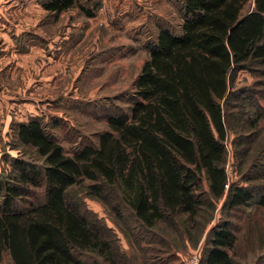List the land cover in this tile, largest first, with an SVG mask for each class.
I'll list each match as a JSON object with an SVG mask.
<instances>
[{
  "label": "trees",
  "instance_id": "1",
  "mask_svg": "<svg viewBox=\"0 0 264 264\" xmlns=\"http://www.w3.org/2000/svg\"><path fill=\"white\" fill-rule=\"evenodd\" d=\"M40 3L55 16L79 6L92 17L98 7ZM183 11L179 32L162 27L148 44L130 110L109 116L110 129L96 143L67 154L40 119L19 125L21 143L42 162L14 159L12 177L0 178V260L9 253L15 264H127L114 230L74 197L78 186L138 240L166 226L192 240L202 213L211 215L221 200L224 213L264 207V183L229 184L225 144L231 131L245 132L238 73L264 75V0H183ZM245 141L235 140L236 149ZM248 151L238 152L244 163ZM254 167L243 176L248 183L264 179V168ZM236 245L231 220H221L208 233L201 264H244Z\"/></svg>",
  "mask_w": 264,
  "mask_h": 264
},
{
  "label": "rangeland",
  "instance_id": "2",
  "mask_svg": "<svg viewBox=\"0 0 264 264\" xmlns=\"http://www.w3.org/2000/svg\"><path fill=\"white\" fill-rule=\"evenodd\" d=\"M82 5L98 7L89 17L79 6L55 16L40 0H10L0 6V178L4 180L15 172L14 159L42 162L18 136L19 125L33 118L42 121L67 154L83 143H96L99 133L110 129L109 116L130 110L134 83L149 57L148 44L162 27L179 32L184 17L183 0H82ZM260 82L264 75L250 71H241L236 78L244 90L238 116L245 132L231 131L225 142L229 184L264 183V179L252 183L243 179L259 170H253L256 164L264 168V84ZM252 120L257 127H252ZM240 138L246 141L236 149L234 141ZM244 148L249 150L246 163L238 155ZM32 190L43 197L42 188ZM73 191L91 215L114 230L129 257L127 264H201L208 233L223 219L231 220L237 235L236 257L244 264H264V207L224 213L221 200L212 216L202 213L192 240L169 226L138 240L132 233L126 236L107 206L88 196L83 187ZM0 264L15 263L5 253Z\"/></svg>",
  "mask_w": 264,
  "mask_h": 264
},
{
  "label": "crops",
  "instance_id": "3",
  "mask_svg": "<svg viewBox=\"0 0 264 264\" xmlns=\"http://www.w3.org/2000/svg\"><path fill=\"white\" fill-rule=\"evenodd\" d=\"M10 0H0V6H2L3 4H7V2H9Z\"/></svg>",
  "mask_w": 264,
  "mask_h": 264
}]
</instances>
